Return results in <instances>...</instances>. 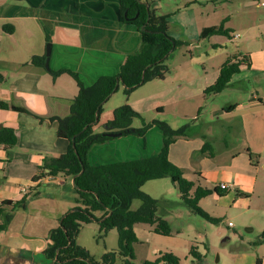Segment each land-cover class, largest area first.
<instances>
[{
	"label": "crops",
	"instance_id": "1",
	"mask_svg": "<svg viewBox=\"0 0 264 264\" xmlns=\"http://www.w3.org/2000/svg\"><path fill=\"white\" fill-rule=\"evenodd\" d=\"M215 1L221 0L184 1L173 12L159 15L169 16V34L173 37L170 27L172 15L177 11L184 12L197 29L200 27L199 19L204 15L199 10L205 3L214 4ZM223 1L226 4L236 2ZM150 2L158 13L162 0ZM211 26L214 25L199 28L200 34ZM231 31L230 39H233L235 32ZM217 38L212 36L202 40L215 41L218 45ZM256 38L259 44L252 48L243 41L242 46L247 52L239 54H250V68L242 67L222 93L214 97L205 94V90L218 79L221 67L213 74L205 69L204 75L198 73L194 77L186 72L181 76L178 101L192 99L202 110L193 118L196 120L193 136L172 144L169 159L196 186L221 190L220 183L231 185L226 193L234 192V205L243 201L248 209L261 212L258 237L264 229V176L259 181L260 171H264V45L259 36ZM140 46L138 28L123 21L117 0H0V74L7 80L0 84V129H14L18 137L11 155L0 144V204L19 201L31 189L39 193L38 196H30L24 208L16 210L9 228L0 233V264H56L45 254L49 233L59 227L62 217L77 205V191L72 180L63 176L34 180L47 157L57 158L67 151L69 142L58 137V122L50 118L67 117L79 92L78 83L69 72L56 77L53 72L72 71L91 86L102 77L118 75L126 58L136 54ZM34 57L45 58L43 67L33 65ZM225 92H236L239 98L219 105L207 103L221 98ZM2 102L29 113L3 109ZM126 103H131L136 110L132 96ZM105 104L94 127L96 132H102L104 124L114 118L116 108L105 111ZM217 122H223L218 129L215 127ZM206 141L215 150L212 157L201 153ZM162 146L163 134L153 126L145 137H120L94 146L89 153V161L93 166H99L151 158L159 154ZM249 150L254 155L253 160ZM60 187L64 193L73 194V203L71 201L61 208L56 200V190ZM238 195H243V198H238ZM255 195L258 198L255 199ZM220 197L223 198L214 193L201 201L207 206H218ZM204 211L220 218V214ZM172 215L173 212L163 216L171 226V236L159 235L149 225L148 228L140 227L147 226L145 224L135 227L139 242L147 241L153 245L155 258L146 260L155 261L162 253H172L181 259L182 264H193L190 250L195 245L194 240L184 237V224L179 226L178 217ZM139 228H142L145 240L140 239ZM255 229L252 226L247 230L252 232ZM83 230L84 227L78 238ZM203 237L204 234L198 231V238ZM240 240V245L228 249L216 248L217 244L209 240V248H213L219 257L212 262L206 252L208 245L204 246V251L198 248L205 256L204 264H257L258 259L264 264V244L252 246L256 237L245 239L242 236ZM119 263L124 264L123 259L117 257L116 264Z\"/></svg>",
	"mask_w": 264,
	"mask_h": 264
},
{
	"label": "trees",
	"instance_id": "2",
	"mask_svg": "<svg viewBox=\"0 0 264 264\" xmlns=\"http://www.w3.org/2000/svg\"><path fill=\"white\" fill-rule=\"evenodd\" d=\"M121 5V16L127 24L138 28L141 35V46L136 54L129 55L116 76H105L95 84L87 86L77 73L72 71L53 72L59 76L69 72L78 83L79 92L71 106L67 117H53L58 122V137L69 142L67 151L57 158L47 157L35 182L48 177L63 176L75 180L77 205L68 211L61 225L50 231L49 243L45 249L46 256L56 264H116L117 257L124 264H134V246L139 243L135 227L140 224L149 225L153 231L162 236H171L172 229L167 220L158 216L157 200L146 193L143 188L150 182L170 178L177 184L183 203L211 224H219L222 219L210 216L200 207V201L214 193L223 196L226 192L218 188L205 189L196 186L183 176L182 170L169 159L172 144L179 139L193 136V124H185L173 128L164 121H154L142 128H134L133 120L140 117L130 104L126 103L114 111V118L103 126L102 132H96V119L100 117L104 104L124 86V94L129 97L148 82L164 80L168 72L165 60L185 42L173 38L169 34V16L159 15L150 0H117ZM142 2H147L148 6ZM228 19L219 25L202 30L201 39L212 36L231 38V30L226 28ZM13 28V27H11ZM7 30L8 27H5ZM33 65L43 67L45 58L34 57ZM250 54L230 57L221 66L220 74L214 84L205 90L206 95L222 93L230 85L233 77L241 72L242 67L250 68ZM120 85H118V82ZM0 74V84L6 83ZM3 109L29 113L15 105L2 102ZM233 108V107H231ZM40 118V117H39ZM43 120L42 118H40ZM157 126L163 134V146L157 156L130 161L115 162L93 166L89 161V153L94 146L105 144L116 138L126 136L145 137L148 130ZM110 133H121L119 137H111ZM18 137L14 129H0V144L4 145L11 155L17 146ZM202 154L214 156V149L206 141L201 149ZM251 160L254 155L248 151ZM84 171L82 172V170ZM82 172V173H81ZM37 190L31 189L19 201H5L0 204V233L6 231L19 208L26 206L30 196H38ZM243 196V195H238ZM135 200L142 202L137 210L132 209ZM96 224L99 239H104L111 231L118 233V248L107 252L100 260H96L81 247L77 238L81 228ZM71 244L69 245V243ZM264 244V229L252 246ZM190 256L193 264H203L205 256L198 247L192 246ZM143 264H182L181 259L172 253H162L155 261H144ZM257 264H261L258 259Z\"/></svg>",
	"mask_w": 264,
	"mask_h": 264
},
{
	"label": "rangeland",
	"instance_id": "3",
	"mask_svg": "<svg viewBox=\"0 0 264 264\" xmlns=\"http://www.w3.org/2000/svg\"><path fill=\"white\" fill-rule=\"evenodd\" d=\"M184 1L188 0H162L158 14L173 12L172 10H176L177 6ZM191 1L195 2V0ZM214 9L216 10L215 13L213 12ZM199 11L204 13V15L199 19L200 27L197 29L188 21L187 14H184V12L177 11L176 14L172 15L170 27L173 37L185 42L186 45L176 48L165 60L168 72L164 81L154 80L148 82L131 95L136 110L131 107L140 114V117L133 120L132 126L134 128H142L152 124L154 121L167 122L173 128H180L187 123H196L193 118L197 117L202 110L199 109V104L192 99L178 101L181 76L186 72L191 73L194 77L198 73L204 75L205 69H207L209 74H213L228 58L247 52L242 46L243 41L246 42L247 47L248 44L251 48L256 47L259 44L256 37L259 36L261 44L264 45V8H258L253 0H236L234 4H226L223 0L215 1L214 4L205 3ZM207 14H210V16H207ZM225 19H228L226 27L234 30V34L240 33L241 38L238 40L234 39V34L232 36L233 39L218 36V45H216L215 41L202 40L200 38L199 30L201 29L199 28L206 25H219ZM238 95L236 92H225L221 98L215 101H208L207 103L215 102L219 105L222 102L238 99ZM208 96L214 97V95ZM126 102L127 97L124 94V86L121 85L119 90L105 104V111L111 108H118L126 104ZM129 104L131 105V103ZM223 122H217L215 124L216 129ZM187 174L195 176L191 173ZM183 176L186 178L187 175ZM263 176L264 171L261 170L259 181L262 180ZM143 190L157 200L158 216L163 218V216H168L173 212L172 216L175 215L178 217L177 221H180L178 225L183 226V223L185 226L184 237L192 238L194 246L200 248L201 251L205 250L204 246L208 245L209 240L217 244L216 248L224 247L228 249L234 245H240L242 236L245 239L258 238L259 215L261 212L248 209L246 202L243 201L234 205L232 202L233 191L225 193L223 198H218L221 199L218 206L211 207L207 206L205 202H200L199 205L203 210L213 214H220L222 221L219 224H211L183 203L178 185L173 184L170 178L150 181L144 186ZM56 193L59 208L71 201L73 203V194L64 193L61 187L56 190ZM237 197L243 198L241 196ZM256 198H258L257 195H255ZM141 204L140 200H135L132 209L137 210ZM230 222L233 225L232 227L229 225ZM252 226H255L256 229L248 232L247 229ZM140 227L148 228V225ZM198 231L204 234L203 239L198 238ZM139 232L140 239L145 240L144 238L146 237L142 232V228H139ZM107 236V238L99 239V230L96 224H90L84 226L83 233L78 238V243L90 251L92 257L99 260L98 258L102 254L115 251L118 248V233L111 231ZM134 249L136 256L134 264H143L144 260H153L155 258L153 245H150L147 241L139 242L134 246ZM206 252L212 262L218 260L219 254L215 253L213 248H209V245Z\"/></svg>",
	"mask_w": 264,
	"mask_h": 264
},
{
	"label": "built area",
	"instance_id": "4",
	"mask_svg": "<svg viewBox=\"0 0 264 264\" xmlns=\"http://www.w3.org/2000/svg\"><path fill=\"white\" fill-rule=\"evenodd\" d=\"M256 4L257 7H264V0H253ZM241 38V35L239 33L234 34V39H239ZM54 177H48V179H53ZM231 185H229L228 183H220L219 188L222 191H228L230 190ZM230 226H232V223L229 224Z\"/></svg>",
	"mask_w": 264,
	"mask_h": 264
},
{
	"label": "water",
	"instance_id": "5",
	"mask_svg": "<svg viewBox=\"0 0 264 264\" xmlns=\"http://www.w3.org/2000/svg\"><path fill=\"white\" fill-rule=\"evenodd\" d=\"M142 3H144L145 5H147L148 6V3L147 2H142ZM48 56H49V50H48ZM46 66H48V59H47V61H46ZM121 78H120V80H119V82H118V85L120 84V82H121ZM99 121V118H97L96 119V123ZM109 136H111V137H119V136H121V133H117V134H115V133H110L109 134ZM84 171V169L82 170V172ZM81 172V173H82ZM73 181V185H75L74 183H75V180L73 179L72 180ZM75 187V186H74ZM71 211H73V210H71ZM66 216V214L62 217V219H61V222H62V220H63V218ZM71 244V242L69 243V245Z\"/></svg>",
	"mask_w": 264,
	"mask_h": 264
}]
</instances>
